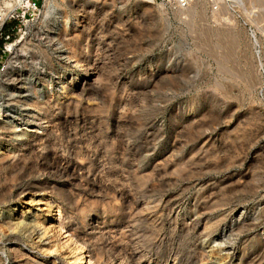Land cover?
Segmentation results:
<instances>
[{
  "label": "rangeland",
  "instance_id": "rangeland-1",
  "mask_svg": "<svg viewBox=\"0 0 264 264\" xmlns=\"http://www.w3.org/2000/svg\"><path fill=\"white\" fill-rule=\"evenodd\" d=\"M196 1L174 9L43 0L8 24L12 46L0 52V109L10 112L0 124L11 133L8 142L0 136L8 264L14 247L37 264H126L127 256L264 264V0H217V9ZM31 85L53 97L49 146L65 161L23 173L15 162L29 135L15 96ZM21 107L39 116L32 131L43 133L44 109ZM50 209L47 230L39 220Z\"/></svg>",
  "mask_w": 264,
  "mask_h": 264
},
{
  "label": "bare ground",
  "instance_id": "bare-ground-1",
  "mask_svg": "<svg viewBox=\"0 0 264 264\" xmlns=\"http://www.w3.org/2000/svg\"><path fill=\"white\" fill-rule=\"evenodd\" d=\"M197 2V1H196ZM5 6L6 7H9L10 4L9 2L5 1ZM190 10V9H189ZM79 32V31H78ZM67 42V41H66ZM82 62V66H85V68L83 69L84 71L87 70V66L88 64L90 63L89 60L87 59H84L81 61ZM88 74V73H86ZM93 77V75H91ZM80 81L77 82L75 85H76V88H79L81 83L84 81V79L82 78V76L80 77ZM90 78V77H89ZM94 78V77H93ZM93 78H90L91 82V88L95 87V85H93L95 82H94V79ZM76 79H73V80H70L69 82H66V86L67 87H72L74 85V81H76ZM83 80V81H82ZM82 81V82H81ZM30 83V82H29ZM90 84V83H89ZM35 85V84H34ZM30 86L28 88H25V89H22L17 91V95L15 96L16 98H19L22 102H23V105H20L19 108L16 109V116L18 118V120L22 123V125H24L25 128L21 129V131L23 130H26V134H28L29 136L27 137V140L25 142L23 141H20V143L18 144L21 148V155H19L20 157H18V160L17 162H15V165L17 164L20 169L22 170L23 173H26V172H31L33 171L35 173V171H38L39 168H42L44 167V169H46L47 171L50 170V165L52 166V164L50 163L51 161H54L55 159L56 160H59V161H65V159L63 158L65 154L63 155H58L56 153H54V151L51 150V145H50V142L49 140H51L52 138V135H53V130H54V127H55V121H56V117H55V114H54V102L53 101V97L51 96V94L49 93H45V92H42L43 90H40V89H37L35 86ZM66 87V88H67ZM96 88V87H95ZM94 88V89H95ZM78 91V90H77ZM76 92V91H75ZM13 95V94H12ZM13 99V98H12ZM18 99V100H19ZM16 102V101H15ZM8 105V104H7ZM16 105V104H15ZM9 106V105H8ZM21 106H28V107H31L33 108L35 111L36 110H41L42 108L44 109L43 111V114L44 116L46 117V122H47V125H46V128L44 129V132L43 133H38L36 132L37 129H35L34 131L33 128H37L38 127V119H39V116L36 115V114H33V115H26L25 113H23L22 110L24 109H21V108H24V107H21ZM3 107V106H2ZM28 107L26 109H28ZM91 107V106H90ZM1 108V106H0ZM5 108H8L9 107H5ZM11 108V107H10ZM13 108V107H12ZM9 112V110L5 109V110H2L0 109V116L3 112ZM14 111V110H13ZM15 112V111H14ZM33 112V111H32ZM15 114V113H14ZM9 115V114H8ZM41 115V114H40ZM33 116L38 118V119H33ZM65 116V115H64ZM11 118V117H10ZM76 121H78V119L76 118ZM75 121V122H76ZM2 123V122H1ZM3 124V123H2ZM7 124V123H5ZM8 126H5V125H1L0 124V136H2L1 138L2 139H6L5 141H7V139H10L11 137V133H10V130L9 128H7ZM41 128V127H40ZM8 142V141H7ZM38 142H42L43 144L46 143L45 146H40L38 145L37 146V143ZM47 143H49L47 145ZM50 145V146H49ZM73 148V147H72ZM20 154V153H19ZM7 155V154H6ZM10 155V154H9ZM58 155V156H57ZM5 156V155H4ZM66 158V156H65ZM6 159V158H5ZM67 159V158H66ZM3 160V159H2ZM68 160V159H67ZM66 160V161H67ZM77 161V159H76ZM75 160H70V162L72 163L73 165V168L74 166L77 167V169L79 168L78 167V164ZM14 162V161H13ZM44 162V163H43ZM69 162V161H68ZM80 162V161H79ZM70 164V163H69ZM14 165V166H15ZM9 166V163H5V162H1L0 163V170H3L5 168H7ZM80 166V165H79ZM10 167H13L12 165ZM17 167V166H15ZM45 170V171H46ZM79 170V169H78ZM13 171V170H12ZM25 171V172H24ZM51 171V170H50ZM86 171V170H85ZM18 172V171H17ZM19 173V172H18ZM50 173V172H49ZM75 173V172H74ZM78 173V172H77ZM20 174V173H19ZM21 175V174H20ZM75 175V174H74ZM18 177V176H17ZM25 177V176H24ZM13 179V178H12ZM8 180V179H7ZM11 180V178H10ZM10 183V182H9ZM23 191V190H21ZM26 191V190H25ZM23 193V192H22ZM63 210V209H62ZM51 219V209L47 212V215L45 217H43L42 221L39 220V225L40 226H43V227H47V230L51 227H54L52 225V222H50L49 220ZM49 221V222H47ZM99 221V220H98ZM47 222V223H46ZM38 223V222H37ZM84 224V223H83ZM87 224V223H86ZM57 225V224H56ZM58 226H59V230H63L65 228H67L66 226H64V223H58ZM88 226V225H87ZM95 226H98V223H95V221H93L91 223V228L94 229ZM45 227V228H46ZM94 227V228H93ZM68 230H71L70 228L65 231L66 233H68ZM98 230V229H97ZM72 231V230H71ZM94 231V230H93ZM70 232V231H69ZM112 236V235H111ZM119 236V235H118ZM72 234L70 233L69 234V238H67L64 243L67 241H71L73 240L72 239ZM122 238V237H121ZM128 238V237H127ZM15 241H20L18 238H15L14 239ZM79 240V239H78ZM69 241V242H70ZM80 241V240H79ZM63 243V244H64ZM71 243V242H70ZM50 244V243H49ZM62 244V245H63ZM66 244V243H65ZM75 245V250H81V247L79 244H77V241H74L72 243V245ZM67 245V244H66ZM115 246V245H114ZM64 247V245H63ZM62 247V248H63ZM113 247V246H112ZM51 247L49 248H44V250L46 252H52ZM68 249V248H66ZM63 250V249H62ZM117 250V249H116ZM130 250V249H129ZM10 251L12 252V257H13V260L15 262V264H21V261L24 263V264H37V262L34 260V259H31V256L23 249H20L18 247H14L13 249L10 248ZM60 251V250H59ZM121 252V251H120ZM82 253V252H81ZM100 254V253H99ZM133 254V253H132ZM129 255V254H128ZM97 257V256H95ZM119 257V256H118ZM127 261H126V264H137L134 260V258L136 257H132V256H127ZM89 258V257H88ZM91 260H92V257H90ZM89 258V260H90ZM98 258V257H97ZM126 259V258H125ZM58 259L57 258H54V262L57 261ZM88 260V261H89ZM90 260V261H91ZM138 260V259H137ZM136 260V261H137ZM0 264H8L5 260L4 257H2V255L0 254Z\"/></svg>",
  "mask_w": 264,
  "mask_h": 264
},
{
  "label": "built area",
  "instance_id": "built-area-1",
  "mask_svg": "<svg viewBox=\"0 0 264 264\" xmlns=\"http://www.w3.org/2000/svg\"><path fill=\"white\" fill-rule=\"evenodd\" d=\"M5 1H8L11 6L6 7ZM40 1L43 0H0V52L10 51L12 44V28L8 24L11 23L20 14H25L26 11L32 10L38 12ZM163 5L174 9H186L196 0H155ZM213 9H217V0H205ZM7 26V28H6Z\"/></svg>",
  "mask_w": 264,
  "mask_h": 264
}]
</instances>
